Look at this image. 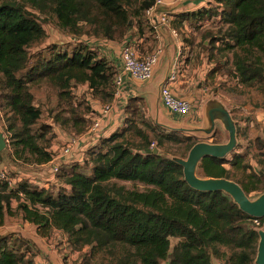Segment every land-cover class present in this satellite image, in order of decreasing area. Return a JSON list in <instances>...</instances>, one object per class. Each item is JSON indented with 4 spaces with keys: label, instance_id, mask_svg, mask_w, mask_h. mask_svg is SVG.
Listing matches in <instances>:
<instances>
[{
    "label": "trees",
    "instance_id": "obj_1",
    "mask_svg": "<svg viewBox=\"0 0 264 264\" xmlns=\"http://www.w3.org/2000/svg\"><path fill=\"white\" fill-rule=\"evenodd\" d=\"M8 1L16 4L2 5ZM152 3L0 0V103L12 115L8 128L15 161L40 165L55 155L47 144L38 142L52 126L42 123L39 129L34 128L41 109L34 102L32 89L46 87L57 97L61 112L51 116L52 121L67 127L70 135H80L92 124L89 116L94 108L88 99L108 104L115 90V64L86 43L67 48L53 44L44 50L47 55L43 51L30 54L29 49L40 45L46 36L31 9L54 17L60 28L73 35L119 41L134 24L140 30L147 27L153 31L145 17V9ZM168 14L176 27L187 22L199 29L207 21L219 22L215 33H204L200 45L215 61L210 75L231 52L229 74L240 85L264 87V0H213L201 10ZM75 85L86 90L84 108L82 102L74 101ZM136 105L149 119L137 99L126 100L119 128L85 148L81 163H61L57 172L49 173L56 187L49 181L52 186L33 184L30 178L10 186L0 179V224L6 215H20L41 235L61 231L72 249L88 248L77 264H213L212 256L224 264H252L258 240L253 217L239 210L222 191L188 186L181 166L159 152L167 140L186 142L189 149L196 142L192 137L144 121L154 133L158 149V153L146 152L152 140L133 120ZM38 131L40 134L34 133ZM244 157L240 153L229 158L205 157L199 171L204 176L233 179V169L246 172L251 168ZM258 163L259 171L251 170L240 181L234 179L246 194L264 190V153ZM117 181L140 183L144 188L138 189L136 184L126 187ZM29 249L23 238L1 235L0 264H36Z\"/></svg>",
    "mask_w": 264,
    "mask_h": 264
},
{
    "label": "rangeland",
    "instance_id": "obj_2",
    "mask_svg": "<svg viewBox=\"0 0 264 264\" xmlns=\"http://www.w3.org/2000/svg\"><path fill=\"white\" fill-rule=\"evenodd\" d=\"M204 6V5H203ZM31 11L37 16V18L41 21V25L43 26L46 36L42 40V42L37 44L32 49H29V53L33 54L34 52L43 51L45 55H47L46 50L47 46H51L53 44L57 46H61L62 48H67L72 45H77L79 43H86L88 46L94 47L98 49V46H106L105 43H107L105 40L106 38L95 36V35H87L82 34L80 36H76L71 34L68 30L60 28L56 22V19L50 15L46 16L43 13L38 12L37 10L31 9ZM220 25L219 22H211L207 21L206 24H204L201 29L191 30L190 34H188V45L192 46V52L193 54H198V50L200 51L201 47V40L203 38L204 33L208 30L212 33L216 32V29ZM130 30H128L129 33ZM127 34V33H126ZM79 41V42H78ZM105 41V42H104ZM117 41V43H119ZM192 42V43H191ZM200 48V49H199ZM192 56V60H190L191 65H197L200 69L198 73H195V80L200 82L201 88L200 90H196V97L194 100V104L196 109H198V106L202 105L204 100L211 94L216 95L227 105L228 109L230 110L233 119L236 121L237 126V146L233 152L228 154L226 158H229L232 153H240L244 154V161L249 164L251 167L246 172H242L238 169H233L231 172V176L233 177L232 180L237 179L240 181L242 179V176L250 172L251 170L259 171L260 165L258 163V159L261 158L262 154L264 153V87H247L240 85L234 77L229 74V72L232 70V55L231 52H228L225 58L223 60L221 59L220 62L222 63L221 68L217 70L213 75H210V70L213 68L215 61H212L208 64L206 67V70L204 71L201 69V61L200 55ZM219 53L216 54V57H218ZM197 57L196 59H194ZM221 58V57H220ZM226 59L228 63L226 64ZM31 60H34V57L31 58ZM31 62H29L30 64ZM219 63V62H218ZM205 69V68H204ZM204 72V73H202ZM193 74V73H192ZM191 74V75H192ZM33 95H34V102L40 107L41 114L39 117V120L36 125H34V128L37 130L39 129V125L42 123H50L52 126V129L50 131L44 132L40 139H38V142H42L43 144H47L48 150H52L54 154H58L59 151H61L62 146L65 144V142L69 139L71 136L68 134V128L63 127L62 125H56L52 121V117H54L56 114L61 112V107L58 105L57 97L54 94H50L47 91L46 87H41L39 89H32ZM72 93L74 96L75 102H82L83 108L86 106V99H84V96H86V90L83 87H78V85L73 86ZM122 97V94H121ZM123 98V97H122ZM86 100V101H85ZM90 104L92 106L96 107V110L93 109L92 112V118L96 117L98 115V111L100 110L98 104H95L93 102V98L88 99ZM125 100V99H124ZM138 105L143 106L142 103H138ZM137 106V105H136ZM138 107V112L135 114L133 120L137 123V126L147 130V133L150 136V139L152 140L153 147H155L154 144L156 142L153 140L154 133H152L148 127H145L144 121L149 122L155 126H157L152 119L144 118L142 115V110ZM63 108V107H62ZM63 115H67V113H63ZM118 117L120 118V113L118 112ZM12 116L11 113H9L6 109L1 107L0 103V132L3 135V138L5 140V147L1 150L2 155H0V160L3 161V164L6 168V171L8 172L9 177L15 181V183L18 180L21 179H31V182L33 184L38 185H45V186H52L49 181V171L48 167H37L34 164H30L27 162L22 161H15L12 156V147L10 145V137H11V131L8 128V117ZM123 116V115H122ZM120 119H124V118ZM119 119V120H120ZM12 120V119H11ZM92 121V119H91ZM19 123L16 121V125ZM116 124L120 126L123 124L120 121H116ZM60 126L62 128H60ZM158 127V126H157ZM51 128V127H50ZM160 128V127H159ZM163 131L171 132L165 129H162ZM41 132V131H40ZM40 132H34L37 135L40 134ZM182 135H188L192 137L193 141H198L202 139H207L210 142H223L226 140V133L219 127V125L216 126L215 132L211 136H193L189 135L188 133L179 132ZM134 139L137 141L139 140L138 137H134ZM96 142V141H95ZM94 142V143H95ZM92 143V144H94ZM90 144V145H92ZM89 146V145H86ZM53 147V148H52ZM83 146H81L82 148ZM188 149H186V142H175L171 140H167L164 142V144L159 149V152L163 155H177L184 157L187 154ZM80 150H78L75 154V156H80ZM174 153V154H173ZM81 160V158H80ZM79 162L81 163L82 160ZM70 162H77L72 161ZM226 167H229V165H225ZM87 168V167H85ZM200 175L201 172L198 171ZM45 173V174H41ZM45 176V179L43 178ZM246 176V175H245ZM54 179V178H53ZM56 181V178H55ZM235 181V180H234ZM118 184H123L126 187H134L133 185L136 184L138 189H143L144 186L140 183H133L130 181H117ZM55 187L56 184H53ZM259 192H251L248 194L249 196H254ZM6 220L10 221L9 218ZM12 221H15L12 219ZM7 223V222H6ZM262 219H260L259 224L256 225V227L261 226ZM1 225V224H0ZM22 225V224H20ZM18 226V225H17ZM19 227V226H18ZM22 229H24V226H21ZM16 236L14 233H8L7 235ZM24 240H27L29 242V245L31 246V241L28 237L24 236ZM59 238L54 239L53 241H50L49 244L51 248H53L54 251L57 250V252L60 251V249H63L61 247L62 242L58 240ZM172 244L176 242L175 238H172ZM65 246V245H63ZM67 248V247H66ZM69 249V248H67ZM64 250V249H63ZM88 251V248L85 249ZM224 250V248H222ZM68 251V250H66ZM70 254L69 259L70 262H75L78 259H75L77 256L80 257V252L77 250H70L68 251ZM67 252L60 253L61 256L63 254H66ZM73 255V256H72ZM67 257V256H66ZM68 258V257H67ZM95 260V259H94ZM80 262V260L78 261ZM69 264V263H64ZM213 264H218L217 261H213Z\"/></svg>",
    "mask_w": 264,
    "mask_h": 264
},
{
    "label": "crops",
    "instance_id": "obj_3",
    "mask_svg": "<svg viewBox=\"0 0 264 264\" xmlns=\"http://www.w3.org/2000/svg\"><path fill=\"white\" fill-rule=\"evenodd\" d=\"M210 2H213V0H163V4L160 5V8L158 11H165L167 13L169 12H192L196 10H201L203 8H207L208 4ZM204 5V6H203ZM146 17V16H145ZM170 18V23L168 25H164L165 28L168 30V33L170 35L171 43H170V52L172 54L171 57V65L172 63L177 59V65L179 67V75L178 78L175 82L171 83V89L173 93L181 98L188 99L189 101L193 102V111L190 114L186 115H180L177 113H172L168 109H166L162 102L160 104H157L156 109L154 112H157V110L160 108V111L169 119L173 121H179L182 119L188 118V121L190 123H195L197 124L198 122L201 121V108L202 105L198 106V109H196L194 100L196 97V90H200L201 88L200 82L195 80V73L199 71V67L197 65H191L189 62L192 60V56L194 55L192 52V46L188 45V34H190L191 30H196L195 27L189 25L187 22H184L182 26H174L172 23V16L169 14ZM147 19V23L149 26L150 21ZM207 22L203 23L206 24ZM202 25V26H203ZM201 26V27H202ZM201 27L199 29H201ZM129 33L125 35V37L128 38H133V41H135L137 51L139 54H146L149 51H151L157 43H160L163 52L159 58V62L155 67V71L153 74V77L146 82H139L136 81L132 78L129 77H124L125 84L121 87V92L122 97L115 99L114 101V109L115 113L111 114L109 119L107 121H102L101 127H102V132H104L103 137H108L115 129L119 128L116 123V121L122 122L123 120L118 117V112L122 114V118L125 117V106H126V100H131V99H137V103H142L143 107L145 109L146 115L149 119H152L150 115L151 107L148 104L149 98H150V92H151V85L153 84L154 79L162 72V69L165 64V49H164V38L160 33V38L156 39L154 36V32L152 30H149L144 28L143 30H140L136 24L131 26L129 29ZM172 30L176 31L177 35H174L172 33ZM198 30V29H197ZM123 39L120 40L119 43L117 41L113 40H105L107 43L106 46H98V53L100 56H104L108 59H110L115 66L117 67L120 63L119 61V51L121 48V45L123 43ZM104 41V42H105ZM192 43V42H191ZM208 44V40L204 41V45ZM181 50V54L177 57V52L178 50ZM200 49V48H199ZM200 55V60L201 62V69L204 71L206 70V67L210 62L213 60L209 59V53L208 49L206 51H203L200 49L197 52ZM198 54H195L194 56H197ZM195 57L194 59H196ZM205 68V69H204ZM193 73V74H192ZM204 73V72H202ZM192 74V75H191ZM205 74V73H204ZM84 88V87H83ZM130 89H135L136 92L133 93V95H130L128 98L126 97L127 90L130 91ZM214 95V94H211ZM209 95V96H211ZM209 96L204 100L206 101ZM216 96V95H214ZM217 97V96H216ZM219 98V97H217ZM125 99V100H124ZM221 100V99H220ZM113 101V100H112ZM222 101V100H221ZM93 102L95 104H98L99 108H101V102L99 100L93 99ZM223 102V101H222ZM204 103V102H203ZM202 103V104H203ZM225 104V103H224ZM227 106V105H226ZM94 110H96V107H93ZM90 119H92V115L90 114ZM120 119V120H119ZM123 123V122H122ZM115 124V126H114ZM97 142V141H96ZM95 142V143H96ZM93 143V142H92ZM89 143V146H92L93 144ZM94 143V144H95ZM92 144V145H90ZM89 146H86L85 148H88ZM53 148V147H52ZM64 164V163H63ZM37 167H43L36 165ZM45 174V173H41ZM45 179V176H43ZM49 182L53 183L54 179L53 177L49 174ZM15 205V201L13 200L12 206ZM7 218L10 219V221L6 220ZM14 219L15 221H12ZM7 222V223H6ZM22 224V225H20ZM19 227H18V226ZM21 226H24V229L21 228ZM8 233H14L16 236L14 237H20L23 238L24 236L28 237L31 241V246L29 245V251L28 254L33 257V260L36 264H64V263H69V264H77L78 261L81 259L82 254L86 251V247L82 248L81 250L79 249H72L69 247L66 243V238L65 235L58 230H54L50 236L47 235H41L39 234L37 228L30 224L29 222L23 220L20 215H6L3 218V223L0 225V236L1 235H7ZM11 235V234H10ZM12 236V235H11ZM59 238L58 240L62 242L63 249H60L59 252L54 251L53 248L50 247V241H53L54 239ZM24 239V238H23ZM27 241V240H25ZM65 245V246H63ZM69 248L71 251L72 250H77L80 252V257L77 256L75 259H78L75 262H70L69 259ZM68 250V251H66ZM62 252H67L66 254H63L61 256L60 253ZM68 258H67V257ZM73 256V255H72Z\"/></svg>",
    "mask_w": 264,
    "mask_h": 264
},
{
    "label": "water",
    "instance_id": "obj_4",
    "mask_svg": "<svg viewBox=\"0 0 264 264\" xmlns=\"http://www.w3.org/2000/svg\"><path fill=\"white\" fill-rule=\"evenodd\" d=\"M16 1H8L2 5L14 6ZM159 33L164 38L165 44V64L162 72L154 79L151 85L150 98L148 101L151 107L150 115L153 122L160 128L172 131L183 132L193 136H211L219 125L226 133V140L223 142H210L207 139L196 141L187 151V154L182 156L166 155V158L173 160L182 168L183 179L193 189L199 191H222L227 194L233 203H235L239 210L250 217L262 219L261 226L255 227L254 230L258 235L256 244L255 257L252 264H264V190L249 196L243 190L241 185L236 181L226 177L204 176L199 174V165L203 158H225L228 154L233 152L237 146V126L228 107L216 96L211 95L204 101L201 108V121L197 124L190 123L188 118L179 121H173L167 118L160 108L154 112L157 104L161 103V88L165 83L170 67L171 57L173 52H170V35L164 25L158 27ZM136 92L135 89L127 90V98ZM135 99V98H134ZM5 147V140L0 132V151ZM152 151L158 153L156 147L147 148L146 152ZM213 261L218 264H224L222 260L211 257Z\"/></svg>",
    "mask_w": 264,
    "mask_h": 264
},
{
    "label": "built area",
    "instance_id": "obj_5",
    "mask_svg": "<svg viewBox=\"0 0 264 264\" xmlns=\"http://www.w3.org/2000/svg\"><path fill=\"white\" fill-rule=\"evenodd\" d=\"M163 4V0H153V3L145 9V16L150 21V25L153 28L154 36L156 39L160 38L158 27L160 25H168L170 23L169 14L165 11H158L160 5ZM174 35H177L176 31L172 30ZM163 52V48L160 43H157L155 47L146 54H139L133 38L126 37L123 40L119 51V65L116 67V73L114 76L115 90L113 94V101L108 104L101 105L98 115L92 118V124L84 133L80 135H71L69 139L62 146L61 151L54 155L48 163L40 164L39 166L48 167L50 174L58 171L61 163L68 164L72 161L79 162L82 160L83 153L86 145L94 143L99 138L104 136L102 132L101 123L107 121L111 114L115 113L114 101L121 97V87L125 84L124 77L132 78L139 82L149 81L154 74L155 67L159 62V58ZM181 54L179 48L177 57ZM177 59L172 63L169 71V75L161 88V102L163 106L172 113L180 115L190 114L193 111V102L188 99L176 96L172 89L171 83L175 82L179 75V67L177 65ZM127 97V96H126ZM122 116V114H120ZM116 124V123H115ZM114 124V126H115ZM116 130V129H115ZM6 144V143H5ZM81 146H83L81 148ZM150 148H153L151 144ZM80 150V156H75L76 152ZM80 160V161H81ZM0 179L7 180L10 186L15 185L6 171L3 161L0 160ZM260 219L253 218L252 222L256 226L259 224Z\"/></svg>",
    "mask_w": 264,
    "mask_h": 264
}]
</instances>
